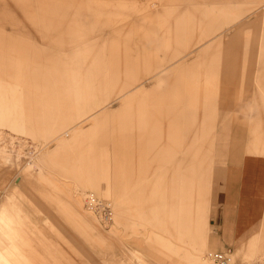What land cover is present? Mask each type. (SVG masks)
Masks as SVG:
<instances>
[{"label":"rangeland","instance_id":"rangeland-1","mask_svg":"<svg viewBox=\"0 0 264 264\" xmlns=\"http://www.w3.org/2000/svg\"><path fill=\"white\" fill-rule=\"evenodd\" d=\"M117 58L130 74L113 90ZM89 72L103 89L74 113L71 81ZM172 155L196 164L198 229L182 228L170 194ZM253 156L264 159V0H0L7 264H212L214 173L243 158L246 174ZM89 192L110 203L106 226L84 210ZM258 228L219 250L229 264L264 259V218Z\"/></svg>","mask_w":264,"mask_h":264},{"label":"crops","instance_id":"crops-1","mask_svg":"<svg viewBox=\"0 0 264 264\" xmlns=\"http://www.w3.org/2000/svg\"><path fill=\"white\" fill-rule=\"evenodd\" d=\"M88 52L89 48L81 52L80 55ZM78 55L79 53L77 52L75 56ZM118 61L117 58L109 63L108 75H106V81L110 87H113V90L118 88L117 77L119 75L123 73L130 74L128 66L125 63L121 66ZM91 75V72L85 76L81 74L80 79L71 81L69 95L71 97L70 108L72 112L79 113L78 108L82 107L83 109L91 101L94 93L103 89L99 74L96 73L93 77ZM126 86H130V84ZM169 160L170 164L166 174L170 180V189L172 191L170 194H172L175 202L183 200L182 204L184 205L180 209L183 210L181 212L182 219H186L184 224L181 222L182 228L186 226L189 228L192 225L193 229H198L196 222L190 219L193 215L200 217L202 214L200 204L194 206L196 211L193 214L190 207L188 208L195 186V178L191 175V170H194L196 164L190 160L186 162L185 167H182L180 163H182L183 159H178L174 155L170 156ZM251 160L250 164H248L250 166L249 169H246V174L243 173V158L238 160L236 164L234 162L232 165L231 163H226L218 167L217 174L216 172L214 173L213 180H215L216 185L212 197L215 200V207L212 210V235L210 236V241L216 249L215 252H219V250L231 251L235 246L245 243L254 233H257L258 227L264 218V199L260 195H256V193H260L261 181H264V171H261L262 175H259L256 166H258L259 161L264 165V159L261 161L253 156ZM198 166L202 168V165L200 166L199 164ZM257 182V192L251 195L250 187ZM3 243L5 241L0 237V264H7L9 262H7L4 253L6 246H3Z\"/></svg>","mask_w":264,"mask_h":264},{"label":"built area","instance_id":"built-area-1","mask_svg":"<svg viewBox=\"0 0 264 264\" xmlns=\"http://www.w3.org/2000/svg\"><path fill=\"white\" fill-rule=\"evenodd\" d=\"M82 202L84 210L91 213L101 226H106L111 221V206L108 201H104L89 192L84 194ZM228 255L230 254L227 252L208 251L204 254V259L212 264H229ZM239 264H264V259H252L250 262Z\"/></svg>","mask_w":264,"mask_h":264}]
</instances>
